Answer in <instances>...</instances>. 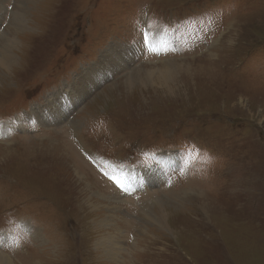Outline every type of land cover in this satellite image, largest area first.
I'll use <instances>...</instances> for the list:
<instances>
[{"label":"rangeland","instance_id":"rangeland-1","mask_svg":"<svg viewBox=\"0 0 264 264\" xmlns=\"http://www.w3.org/2000/svg\"><path fill=\"white\" fill-rule=\"evenodd\" d=\"M11 41L1 258L264 264V0H0Z\"/></svg>","mask_w":264,"mask_h":264},{"label":"bare ground","instance_id":"bare-ground-1","mask_svg":"<svg viewBox=\"0 0 264 264\" xmlns=\"http://www.w3.org/2000/svg\"><path fill=\"white\" fill-rule=\"evenodd\" d=\"M4 2V1H3ZM21 17V16H20ZM13 18H15V20H16V13L14 12V16H13ZM14 20V24L16 23V21ZM18 30H22L24 27V21L23 20H20V22L18 23ZM14 28H15V26H14ZM233 30V29H232ZM228 34V33H227ZM230 37V36H229ZM159 39V38H158ZM228 39V38H227ZM157 42H158V40H155V44L154 45H156L157 44ZM149 43V46H151V45H153L151 42H148ZM10 46L8 47V48H2L1 49V51H0V68L2 69V71H4V73L6 74V75H11V76H14V74H15V72H17V70L21 67L20 65L21 64H17L15 61H16V59H15V56H14V53H15V51H14V48H16V45H17V41H11L10 42V44H9ZM114 50V49H113ZM123 50V49H122ZM20 51V50H19ZM14 52V53H13ZM118 52V51H117ZM130 53H131V51H129V52H126L125 53V57H126V59H128V57L130 56ZM121 55V54H120ZM117 55L115 54L114 55V57H116ZM114 60H115V58H113ZM22 60V59H21ZM119 64V63H118ZM121 64V63H120ZM176 65V64H175ZM122 66V65H121ZM171 66H173V65H166L165 66V68H160L161 69V71H157L158 72V76L159 77H162L161 79H163L164 77H166V76H169L168 74L169 73H171V72H173V71H171L170 69L172 68L174 71H175V68H173V67H171ZM180 66V65H179ZM178 66V67H179ZM123 67V66H122ZM175 67V66H174ZM177 67V66H176ZM180 68V67H179ZM12 69V70H11ZM121 69V68H120ZM162 69H166V70H162ZM168 69H169V71L170 72H168ZM25 70V69H24ZM20 71V70H19ZM113 71V70H112ZM113 74V73H112ZM134 74H138L137 72L136 73H134ZM156 76V75H155ZM128 77V76H127ZM143 77V76H142ZM153 77V73H148V72H146L145 73V77H144V79H151ZM156 78V77H155ZM165 79V78H164ZM132 82H138V80H132V79H127L126 81H125V83H124V86L125 87H132ZM139 82H143L142 81V79H141V81H139ZM239 105L240 106H242V104H240L239 103ZM64 152V151H63ZM65 153V152H64ZM72 154V153H71ZM77 168V167H76ZM77 169H79V168H77ZM73 175H74V177L76 178V180H78L79 181V184L81 185V184H83V185H85V186H87L88 185V189H87V192H89L90 193V196L88 195L87 196V198H85L86 196L84 195V193H83V190L81 189V190H78V191H81V194H82V196H83V199L85 198L86 199V201H87V203H86V205L90 202V199L93 197V190H92V188L89 186V184L87 183V182H85L84 180H83V175L81 174V173H79L78 172V170L76 171L75 169H73ZM126 182V184L129 182L128 181V179L125 181ZM71 185V184H70ZM79 186V185H78ZM85 188V187H84ZM85 196V197H84ZM97 197H99L100 198V200L102 199V200H109V199H105V197H102V196H100V195H98L97 194ZM89 204H93L92 202L91 203H89ZM160 205H161V203H159V205H157L156 206V208H159L160 207ZM95 206V205H94ZM96 207V206H95ZM98 207H99V205H98ZM97 208V207H96ZM107 208V207H106ZM111 208V207H110ZM112 208H114V209H116L115 207H112ZM207 209V208H206ZM112 210V209H111ZM98 211V210H97ZM108 211V210H107ZM112 212V211H111ZM123 221V220H122ZM110 222V221H109ZM124 222V221H123ZM125 223V222H124ZM109 225V224H108ZM109 240V239H108ZM103 241V240H102ZM104 243V242H103ZM109 246H110V253H111V258H112V260H117V262H119L118 261V258H122L123 256H122V252L125 250L124 248H122V246L116 241V240H114V239H111V240H109ZM102 244V243H101ZM107 245V244H106ZM100 247V246H99ZM100 248H102V246L100 247ZM109 251V250H108ZM0 264H13L11 261H9V260H7V259H3V258H1L0 257Z\"/></svg>","mask_w":264,"mask_h":264},{"label":"snow or ice","instance_id":"snow-or-ice-1","mask_svg":"<svg viewBox=\"0 0 264 264\" xmlns=\"http://www.w3.org/2000/svg\"><path fill=\"white\" fill-rule=\"evenodd\" d=\"M17 246H19V244H17Z\"/></svg>","mask_w":264,"mask_h":264}]
</instances>
